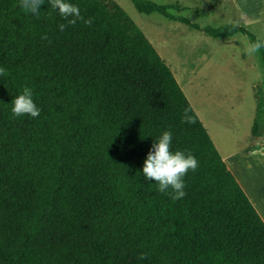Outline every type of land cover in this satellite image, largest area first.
I'll return each mask as SVG.
<instances>
[{"label": "trees", "instance_id": "16d2710c", "mask_svg": "<svg viewBox=\"0 0 264 264\" xmlns=\"http://www.w3.org/2000/svg\"><path fill=\"white\" fill-rule=\"evenodd\" d=\"M132 1L213 37L256 40ZM70 2L91 26L61 32L67 21L48 4L37 17L0 0V264H264L263 219L145 32L116 0ZM24 87L39 117L13 116ZM188 107L195 124L181 123ZM166 130L199 163L180 200L142 173Z\"/></svg>", "mask_w": 264, "mask_h": 264}, {"label": "rangeland", "instance_id": "374dc122", "mask_svg": "<svg viewBox=\"0 0 264 264\" xmlns=\"http://www.w3.org/2000/svg\"><path fill=\"white\" fill-rule=\"evenodd\" d=\"M116 1L172 69L228 167L264 216V54L245 53V43L252 40L243 31L213 37L160 12H139L132 0ZM229 2L234 0L161 4L172 5L171 13L200 26L235 24L255 35L264 31V7L241 4L232 11Z\"/></svg>", "mask_w": 264, "mask_h": 264}, {"label": "clouds", "instance_id": "9594fccd", "mask_svg": "<svg viewBox=\"0 0 264 264\" xmlns=\"http://www.w3.org/2000/svg\"><path fill=\"white\" fill-rule=\"evenodd\" d=\"M158 6L162 0H153ZM48 4L53 10H57L59 15L67 21L66 24L59 25V29L63 32L68 26H74L78 21L91 26L93 18L85 19L81 15L80 8L72 4L70 0H19V7L26 14H32L39 17L41 6ZM235 27V26H234ZM42 40H47L45 34L41 37ZM264 48V31L256 34L255 41L245 43V53L249 56L257 54ZM6 69L0 67V76H4ZM12 114L15 117L29 115L32 118L39 117L41 109L33 100V91L29 87H24L21 94L15 96L12 101ZM190 107L183 110L181 123L195 124L196 119L190 113ZM199 167L197 158L189 153L181 150H172V133L164 131L152 145L149 153L144 161L142 173L148 180H154L158 185V191L165 193L172 200H180L186 196L184 191V177L188 171L195 172ZM171 189V191H169ZM147 254L141 253L139 260H146Z\"/></svg>", "mask_w": 264, "mask_h": 264}, {"label": "crops", "instance_id": "0c3cea01", "mask_svg": "<svg viewBox=\"0 0 264 264\" xmlns=\"http://www.w3.org/2000/svg\"><path fill=\"white\" fill-rule=\"evenodd\" d=\"M230 3V9H232V11L234 10V9H236V10H239V7H240V5L241 4H245V6H246V8H250V9H261V8H263L264 7V0H234V2H229ZM238 4H239V6H238ZM251 6L253 7V8H251ZM258 10V11H259ZM257 14H258V12H257ZM238 27H240L239 25H237ZM206 127V126H205ZM214 142V141H213ZM218 149V148H217ZM221 154V153H220ZM222 156V155H221ZM223 158V157H222ZM223 160H224V158H223ZM225 161V160H224ZM226 162V161H225ZM227 164V163H226ZM228 166V165H227ZM229 168V167H228ZM230 169V168H229ZM231 170V169H230ZM231 172H232V170H231ZM233 173V172H232ZM234 174V173H233ZM234 176H235V174H234ZM235 178H236V176H235ZM237 179V178H236ZM238 181V180H237ZM239 182V181H238ZM239 184H240V182H239ZM241 185V184H240ZM242 187V186H241ZM243 188V187H242ZM243 190H244V188H243ZM245 191V190H244ZM245 193H246V191H245ZM246 195L248 196V198L250 199V201L252 202V204H253V206L255 207V209L257 210V212L259 213V215L261 216V218L263 219V221H264V216L262 215V212H261V210H260V208L258 207V204H257V202H255V200L248 194V193H246ZM259 209H258V208Z\"/></svg>", "mask_w": 264, "mask_h": 264}]
</instances>
